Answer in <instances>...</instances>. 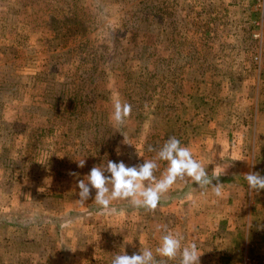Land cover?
Masks as SVG:
<instances>
[{
    "label": "rangeland",
    "instance_id": "374dc122",
    "mask_svg": "<svg viewBox=\"0 0 264 264\" xmlns=\"http://www.w3.org/2000/svg\"><path fill=\"white\" fill-rule=\"evenodd\" d=\"M253 3L0 0V264H57L54 214L30 206L39 204L47 169L52 195L63 173L73 176L67 185L74 179L82 187L88 173L93 184L113 180L114 190H127L131 173H170L160 161L207 128L210 113L221 114L220 154L201 167L214 164L215 183L238 189L231 191L237 210L224 220L230 231L216 230L221 241L208 245L206 260L186 264L264 255V16ZM135 121L137 129L127 124ZM125 125L126 135L147 143L146 158L121 145ZM240 173L251 177L247 184ZM52 195L40 204L51 207Z\"/></svg>",
    "mask_w": 264,
    "mask_h": 264
},
{
    "label": "crops",
    "instance_id": "0c3cea01",
    "mask_svg": "<svg viewBox=\"0 0 264 264\" xmlns=\"http://www.w3.org/2000/svg\"><path fill=\"white\" fill-rule=\"evenodd\" d=\"M200 49L197 47L194 50L196 55H201ZM202 53L206 57L204 51ZM202 59L196 61L202 62ZM191 60L184 58L186 65H189ZM156 113L157 110H154V113L149 114L153 118V115L157 116ZM209 115L207 128H200L196 134H191L185 144L182 142L179 144L171 157L160 161L169 163L170 173L164 172L162 175L163 170L159 169V172L148 173L145 177L131 173L128 177H131L133 184L127 190H114L113 180L105 183L103 187L93 184L89 181L88 173H83L82 187L78 185V180L74 182V179L67 185L65 182L73 176L63 173L58 175V187L53 189L52 195L48 185L51 177L48 176L47 169L45 183L39 185L43 193L41 190L35 192L39 204L27 205L40 209L42 213L49 211L54 214V218L49 221L51 228L53 227L51 253L54 262L57 264L95 262L186 264L189 260L204 262L205 250L207 247L211 248L208 245L220 244L221 234L216 230L223 229L222 227L228 231L231 229L228 227L229 222H227L229 225H224L226 223L224 220L227 218L231 221L232 217L227 213L231 214L237 210L235 207L237 196L231 191L238 190L220 187L218 180L215 183L218 174L216 168L219 167L213 164L207 171L201 167L210 159L212 163L216 162L220 154L216 152V148H219L218 139L221 137L220 131L224 128L217 122L221 114ZM118 116L122 122L125 121L122 119L125 117L122 109L118 110ZM146 123L145 129L148 132L152 130L150 126L153 121L150 119ZM127 124L134 128L135 125L139 126L136 121ZM209 136L212 138H207ZM120 143L124 145L123 140ZM146 144L144 141L140 146L133 145L135 149L140 148V157L146 158L147 154L150 155L144 150ZM178 151L181 153L176 157ZM240 175L245 176V184L251 179L248 174ZM115 176L119 180L126 178L123 174ZM36 180L37 178L33 180L35 186L38 184ZM62 184L65 187L59 189ZM231 184L237 186L230 182ZM250 190L252 191V188ZM125 193L130 195L126 196ZM43 195L54 197L51 207L40 204L44 199ZM10 205H13L12 202ZM248 209L250 210L249 207ZM61 216L69 219L62 222L59 219ZM235 220L233 217V221ZM214 253L213 251L212 254Z\"/></svg>",
    "mask_w": 264,
    "mask_h": 264
},
{
    "label": "built area",
    "instance_id": "2783aa9c",
    "mask_svg": "<svg viewBox=\"0 0 264 264\" xmlns=\"http://www.w3.org/2000/svg\"><path fill=\"white\" fill-rule=\"evenodd\" d=\"M254 11H257L260 17L263 18L264 14V0H254L253 8ZM259 20H255L256 25H259ZM262 32V30H261ZM260 31L254 32L253 35L259 36L261 34ZM239 264H264V255H249L245 254Z\"/></svg>",
    "mask_w": 264,
    "mask_h": 264
},
{
    "label": "trees",
    "instance_id": "16d2710c",
    "mask_svg": "<svg viewBox=\"0 0 264 264\" xmlns=\"http://www.w3.org/2000/svg\"><path fill=\"white\" fill-rule=\"evenodd\" d=\"M69 98H71L70 100H69V102H72V101H74L75 99H73L72 97H69ZM68 97L67 98H65V99H69ZM68 103V102H67ZM73 103V102H72ZM18 122H21L20 120L18 121ZM121 122V121H120ZM51 127V131L53 132V128H52V126H50ZM128 125H125L124 127H123V129H120V139L121 140H123V142H124V146H127V147H129L130 148V150L131 151H138L140 148H133V145H136V146H140L144 141L142 140V141H140L139 139H138V137L135 135V134H128V135H126L127 134V131H128ZM136 129H137V127H135ZM51 132V133H52ZM19 133H17V136H19L18 135ZM129 136L128 137V139H125L124 137H126V136ZM120 140V141H121ZM146 152H144V154H145ZM59 175V174H58Z\"/></svg>",
    "mask_w": 264,
    "mask_h": 264
}]
</instances>
